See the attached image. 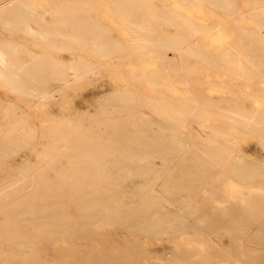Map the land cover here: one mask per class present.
I'll return each instance as SVG.
<instances>
[{"label":"rangeland","instance_id":"obj_1","mask_svg":"<svg viewBox=\"0 0 264 264\" xmlns=\"http://www.w3.org/2000/svg\"><path fill=\"white\" fill-rule=\"evenodd\" d=\"M1 4L0 264H264V0Z\"/></svg>","mask_w":264,"mask_h":264},{"label":"bare ground","instance_id":"obj_2","mask_svg":"<svg viewBox=\"0 0 264 264\" xmlns=\"http://www.w3.org/2000/svg\"><path fill=\"white\" fill-rule=\"evenodd\" d=\"M0 6H2V4L0 5ZM57 30V29H56ZM149 40V39H148ZM148 43V42H147ZM33 71V70H32ZM30 73V72H29ZM90 77V76H89ZM250 122L251 123H255L256 122V120H255V117H251V119H250ZM182 128V127H181ZM177 135V134H176ZM231 136V135H230ZM140 137V136H139ZM174 139H175V137H174ZM177 139V138H176ZM175 139V140H176ZM261 140H262V143H263V141H264V137H261L260 138ZM182 141H184V140H182ZM180 142V141H179ZM182 146V145H181ZM188 148V147H187ZM245 161L243 160V161H241V162H239V163H241L242 165H244V164H246V163H244ZM38 164V163H37ZM204 179V178H203ZM7 184L8 183H5L4 185H3V187H0V190L1 191H3V190H5L6 189V186H7ZM197 184V183H196ZM64 187V186H63ZM191 187V186H190ZM3 188V189H2ZM189 189V188H188ZM21 190V188L20 187H18V186H13V188H12V191H15V192H17V191H20ZM107 195V194H106ZM17 195H11L10 197H9V200H5L4 202H2L3 204H4V212H5V215H7L6 217H8L10 214H12L16 209H17V207L21 204L20 202H15L14 201V197H16ZM26 198H28V203H30V204H32L33 203V200H30L29 199V197L28 196H26ZM3 199V198H2ZM16 200V199H15ZM36 201V200H35ZM169 201V200H168ZM42 202V201H41ZM93 203V202H92ZM92 203H90V204H88L87 205V208H88V206L89 205H91ZM94 204V203H93ZM82 212V211H81ZM126 214H128V215H130V216H132V218L134 217L133 216V211H131V212H125V215ZM99 222V221H98ZM73 264H86V263H73Z\"/></svg>","mask_w":264,"mask_h":264}]
</instances>
